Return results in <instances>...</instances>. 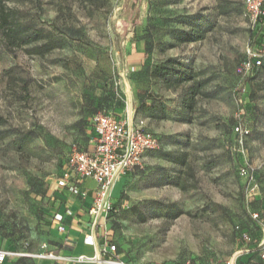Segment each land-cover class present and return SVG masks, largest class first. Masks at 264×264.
<instances>
[{
  "label": "rangeland",
  "instance_id": "obj_1",
  "mask_svg": "<svg viewBox=\"0 0 264 264\" xmlns=\"http://www.w3.org/2000/svg\"><path fill=\"white\" fill-rule=\"evenodd\" d=\"M7 1L63 44L13 52L0 32V246L43 250L52 190L72 150H92L91 118L105 110L134 114L161 137L106 217L131 262L225 264L244 250L245 260L254 254L246 264L260 263L264 56L250 71L243 64L264 48V27L244 0ZM168 58L204 84L192 108L183 104L190 83L152 75Z\"/></svg>",
  "mask_w": 264,
  "mask_h": 264
},
{
  "label": "built area",
  "instance_id": "obj_2",
  "mask_svg": "<svg viewBox=\"0 0 264 264\" xmlns=\"http://www.w3.org/2000/svg\"><path fill=\"white\" fill-rule=\"evenodd\" d=\"M247 12L253 26L259 22L264 13V0H244ZM250 57L243 64L248 71L263 64L264 48L250 50ZM92 121V150H81L75 148L68 157V168L66 172L56 181L60 188H68L71 192H78L77 180L86 178L96 182V188L89 213L94 223L103 216L112 212L115 208L113 199V187L121 177H126L132 170L143 165L147 152L161 147L160 135L155 131L147 129L144 121L134 114H113L100 111L93 115ZM237 133H248L240 123L235 126ZM242 174H247L246 167L241 168ZM255 219L260 214H253ZM64 230V226H59ZM243 235L248 238V230H243ZM117 251V244L112 243L102 249L103 253ZM244 252V250L242 251ZM237 254L229 258L225 264H242ZM17 252L9 249H0V263L9 255ZM259 256L264 264V241L259 245ZM81 259L95 260L96 257L80 256ZM111 264H134L132 262L110 257L107 260ZM155 264H166L163 261Z\"/></svg>",
  "mask_w": 264,
  "mask_h": 264
},
{
  "label": "crops",
  "instance_id": "obj_3",
  "mask_svg": "<svg viewBox=\"0 0 264 264\" xmlns=\"http://www.w3.org/2000/svg\"><path fill=\"white\" fill-rule=\"evenodd\" d=\"M141 55L136 57L141 60L144 57ZM123 179L125 177L119 178L113 187L116 196ZM77 185V193L68 188H60L57 184L55 190H52V234L48 243L43 245V250L37 254H24L12 247L0 246V249L18 253L7 256L0 264H111L107 260L112 256L131 262L127 254L118 248L115 252H102L104 247L116 243V238L113 231L108 229L106 216L94 223L89 213L96 182L82 178L77 180ZM61 225L64 230L59 229ZM82 255L95 256L96 259H81Z\"/></svg>",
  "mask_w": 264,
  "mask_h": 264
},
{
  "label": "trees",
  "instance_id": "obj_4",
  "mask_svg": "<svg viewBox=\"0 0 264 264\" xmlns=\"http://www.w3.org/2000/svg\"><path fill=\"white\" fill-rule=\"evenodd\" d=\"M19 13V10L15 7L10 6L7 0H0V32L4 36L6 45L9 50L15 52L17 48L33 44L34 48L42 49V54L45 55L51 52L53 49L62 46L63 40L61 37L56 36L54 33H52L51 31H47L44 28L34 27L31 24L26 23L21 18ZM263 27L264 13L261 15L259 22L255 28L257 30H262ZM261 46L264 47V40ZM148 49H150L149 46L147 47V50ZM152 75L158 79L165 81L166 83H190L188 92L186 93V96L183 100V104L186 105V107L192 108L196 102V97L199 94L204 93V84L202 81L197 79L195 70L191 67L184 66L177 59H166L162 64L156 66L153 69ZM22 90L25 93H28L29 91L28 84L25 80H23ZM165 155L171 156L172 153L168 152ZM253 255L251 254L249 258ZM248 259L245 260L244 258L239 257V262L242 264H246L247 262H249ZM259 262L260 263L258 264H263L260 256Z\"/></svg>",
  "mask_w": 264,
  "mask_h": 264
}]
</instances>
